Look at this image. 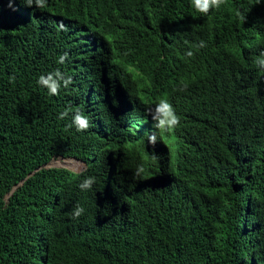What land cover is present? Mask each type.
<instances>
[{"label": "trees", "instance_id": "trees-1", "mask_svg": "<svg viewBox=\"0 0 264 264\" xmlns=\"http://www.w3.org/2000/svg\"><path fill=\"white\" fill-rule=\"evenodd\" d=\"M13 7L0 0V264H264V0ZM57 69L72 82L50 95L38 80ZM71 157L78 172L48 166Z\"/></svg>", "mask_w": 264, "mask_h": 264}, {"label": "clouds", "instance_id": "clouds-1", "mask_svg": "<svg viewBox=\"0 0 264 264\" xmlns=\"http://www.w3.org/2000/svg\"><path fill=\"white\" fill-rule=\"evenodd\" d=\"M25 2L26 5L29 7L33 5V2L35 3V6L38 8L46 7V0H25ZM192 3L198 12L207 14L211 8L213 7L219 8L220 5L223 3V0H192ZM13 4H14V0H9V7H12L13 10L15 11L16 9L13 7ZM237 15L239 16L240 13H237ZM201 46H203L202 42H201ZM188 55L191 56L192 53L189 52ZM261 55L262 57H264V53H262ZM67 59H68V53L65 52L62 55H60L58 59V63L63 64ZM256 63L259 66L264 67V58H257ZM71 82H72V78L71 77L65 78L64 74L59 69H57L55 72L48 73L47 76L41 75L38 80V83L40 85L48 89L50 95H58L61 85H63V87H67ZM67 115L68 113L64 112L61 114L60 118L63 119ZM153 119L157 121L156 123L157 128L168 132L175 130V128L180 123V118L176 115L172 104L167 99H161L156 104L155 114L153 115ZM73 123L76 125L78 131L86 130L89 127L88 118L79 111L75 113L73 117ZM148 139L150 144L155 145L156 136L154 133L149 135ZM64 159H69V158H64ZM71 159L74 158L71 157ZM60 167L68 168L74 172L79 171L66 166H60ZM143 172H144V168L141 166L137 169L136 175H140ZM94 183H95V177H87L81 182L80 187L82 190L90 189ZM83 211L84 209L82 207L77 206V208L73 213L74 217H79L83 213Z\"/></svg>", "mask_w": 264, "mask_h": 264}, {"label": "rangeland", "instance_id": "rangeland-1", "mask_svg": "<svg viewBox=\"0 0 264 264\" xmlns=\"http://www.w3.org/2000/svg\"><path fill=\"white\" fill-rule=\"evenodd\" d=\"M51 165L54 166H66V167H70L76 170H81L82 169V163H80L79 161L75 160V159H64V158H56L53 159L50 163Z\"/></svg>", "mask_w": 264, "mask_h": 264}, {"label": "water", "instance_id": "water-1", "mask_svg": "<svg viewBox=\"0 0 264 264\" xmlns=\"http://www.w3.org/2000/svg\"><path fill=\"white\" fill-rule=\"evenodd\" d=\"M48 166H53V165H51V164L49 163Z\"/></svg>", "mask_w": 264, "mask_h": 264}]
</instances>
